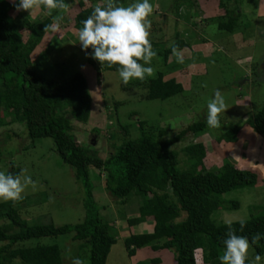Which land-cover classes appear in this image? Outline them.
Instances as JSON below:
<instances>
[{"label": "rangeland", "instance_id": "374dc122", "mask_svg": "<svg viewBox=\"0 0 264 264\" xmlns=\"http://www.w3.org/2000/svg\"><path fill=\"white\" fill-rule=\"evenodd\" d=\"M177 1L149 0L153 5V13L148 18L151 20V43L162 44L167 48L180 39L187 44L181 49L183 63L177 62L176 69H172L173 63L177 61L172 53L165 66L157 57L151 65H146L153 67L155 72L162 71L164 79L172 77L182 86L181 93L163 101L147 100L140 80L133 79L127 85L123 84L118 72L103 70L99 62L91 58V49H81L77 31L73 28L77 12L74 3L68 4L69 8L65 11L55 10L50 14L44 9L35 10L31 15L20 11L16 18L18 21L24 18L28 22L48 18L52 23V17L62 16L59 31L48 30L29 58L32 70L44 79L62 83L75 72L85 78L91 99L87 122L70 121L71 133L77 144L88 147L104 159L112 153V143L119 144L123 137L133 139L137 136L138 121H145L144 128L150 132L165 131L164 139L173 137L195 122H203L207 126V102L215 90H219L226 104L225 112L220 115L221 127L207 126L200 134L186 133L182 140L171 146L170 149L177 154L178 167H184L182 148L200 143L205 151L202 163L206 170L217 172L229 163L235 169H250L264 178V147L258 143V139H253L256 137L253 134L262 138L264 135L254 132L249 126V122L264 106V0L223 1L226 8L230 10L236 7L239 14L232 33L217 30V23L224 22L226 18L215 0H192L189 6L183 4L175 11ZM134 2L137 0H125L121 5L128 6ZM20 25L21 40L27 44V32L23 24ZM120 125L128 126L126 136H123ZM234 125L238 130L241 127L245 130L242 135L238 134L236 142L217 140ZM93 128L98 129V132H92ZM249 135L252 139H248ZM13 168H17L18 173L26 169V174L38 182L35 190L31 186L26 189L23 201L12 202L28 226L75 225L82 221L83 194L75 183L72 169L60 161L50 138L29 140L25 136L23 124L19 122L0 126V171L13 173ZM90 174L92 197L99 207V215L109 221L116 237L105 264H154L151 260L155 254L143 250L146 247L132 257L127 256L123 246L122 235L126 232H122V229H131L133 234L142 232L138 225L128 228L125 223L126 218L137 217L140 198H134L132 202L135 203L130 199L120 203L104 190L105 177L101 171L91 169ZM221 199L224 202L236 201L238 208L214 211L211 218L216 223L264 216V179L254 187L225 193ZM183 217L182 214L177 220ZM79 244L78 241H72L70 235H63L31 239L13 247L56 245L61 264H71V258L65 255L69 249L71 257H80L88 264L87 248H78ZM195 255L196 261L200 262V252L196 251ZM254 257L250 248L248 264H252ZM156 259L159 261L157 264H175L173 253L169 250H164L163 255H157ZM261 264H264V260Z\"/></svg>", "mask_w": 264, "mask_h": 264}, {"label": "trees", "instance_id": "16d2710c", "mask_svg": "<svg viewBox=\"0 0 264 264\" xmlns=\"http://www.w3.org/2000/svg\"><path fill=\"white\" fill-rule=\"evenodd\" d=\"M191 1L178 0L174 5L175 11L183 4L189 6ZM223 1L229 0H215L226 18L224 22L217 23V30L232 33L239 14L236 7L229 10ZM15 2L18 0H0V126L19 122L23 124L29 140L51 139L60 161L72 169L75 183L82 190L84 216L75 225L28 226L12 202H0V264H10L17 257L22 264H61L56 245L13 246L31 239L63 235H70L72 241L80 242L78 248H87L88 264H105L116 239L109 221L99 215V207L93 200L91 169L104 174V190L118 202L125 203L129 197L140 198L138 215L125 219L127 227L146 220L153 222L151 232L129 234L123 239L127 256H132L137 249L148 247L152 251H171L175 264H197L195 252L200 251L203 264H220L219 257L224 251L223 241L229 223H216L211 215L218 209H237L236 201L224 202L221 196L236 189L254 187L261 181L259 174L250 169H235L229 163L217 172L206 170L202 163L205 151L200 143L182 148L184 167H178L177 154L170 147L182 140L186 133L200 134L205 131L207 126L203 122L192 123L173 137L164 139L165 131L150 132L144 128L145 121H138L137 136L133 139L123 137L119 144L112 143L113 151L104 159L88 147L77 144L71 133L70 121L87 122L91 99L86 80L82 74L75 72L66 82L59 83L44 79L32 70L29 55L44 37L47 32L45 26L51 21L48 18L34 22L24 18L18 21ZM65 2L76 5L73 23L76 31L82 27L81 21L96 6L104 3L102 0ZM99 2L102 4L95 5ZM114 2L121 5L125 0ZM20 24L27 32V44L21 40ZM175 43L180 50L187 46L180 39ZM151 44L157 52L156 57L165 66L172 53L171 48ZM91 65L95 67L92 62ZM177 65L175 61L172 69H176ZM101 67L117 72V66ZM164 77L163 72L158 70L153 77L139 81L147 100L163 101L182 92L179 82L172 77ZM114 107L116 109V103ZM5 118H8L7 121ZM249 124L254 132L264 135V106ZM235 126L225 130L217 140L233 142L238 132ZM120 129L123 136L128 134L127 125H120ZM92 132L97 133L98 129L93 128ZM13 169L12 174H17L18 169ZM182 214L184 217L177 220ZM244 221L243 231H240V221L230 222L237 235L246 236L249 241L255 233L264 236V216L255 215ZM251 249L255 255L263 256L264 239L258 245H252ZM151 261L154 264L159 262L157 259Z\"/></svg>", "mask_w": 264, "mask_h": 264}, {"label": "clouds", "instance_id": "9594fccd", "mask_svg": "<svg viewBox=\"0 0 264 264\" xmlns=\"http://www.w3.org/2000/svg\"><path fill=\"white\" fill-rule=\"evenodd\" d=\"M69 5L65 0H18L15 2L17 12L24 11L30 15L35 10L65 11ZM153 5L149 0H137L128 6L119 5L114 0L96 6L91 14L81 21L82 27L78 29V41L83 51L91 49V58L99 62L101 66L108 68L117 66V72L123 84L127 85L131 80L143 81L155 75V69L151 66L152 60L157 56L149 39ZM62 16L52 17V23L45 26V31L57 32L60 29ZM172 55L178 63H183L181 50L175 42H172ZM142 61V63H141ZM226 110L223 94L215 90L213 97L207 102L206 124L209 128H220V115ZM22 169L17 174L0 171V200L5 202H19L23 200L26 189L31 186L37 188L36 181ZM51 199V198H50ZM245 221L239 222L240 231L245 227ZM226 233L223 254L219 257L220 264H246L248 252L252 245H258L264 239L261 233L253 234L251 241L248 237L237 235L236 230L229 223ZM66 256L71 258V264H86L80 257H71V250H67ZM264 257L257 254L252 264H261ZM13 264H22L17 257Z\"/></svg>", "mask_w": 264, "mask_h": 264}, {"label": "crops", "instance_id": "0c3cea01", "mask_svg": "<svg viewBox=\"0 0 264 264\" xmlns=\"http://www.w3.org/2000/svg\"><path fill=\"white\" fill-rule=\"evenodd\" d=\"M245 128V127H244ZM250 129V128H249ZM252 133H253V131L252 130H250ZM242 132H245V130L241 127V129H239L238 130V132H237V136H236V139L233 141V142H228V143H234V142H236V140L238 139L237 137H238V134H243ZM247 134H248V132H247ZM250 134V133H249ZM253 135H255L256 137H253V139H258L259 140V142L258 143H260V145H262L263 147H264V138H262V137H259V135H257V134H253ZM248 137V139H252V137H251V135H249V136H247ZM250 137V138H249ZM256 142V141H255ZM246 151L247 150H245V153H246ZM240 152H241V150H240ZM259 176H260V178H261V181H262V179H264L263 177H262V175L261 174H259ZM260 183V182H259ZM257 185H259V184H257ZM134 198H136V197H129V199H130V201L132 202V200L134 199ZM132 203H135L134 201L132 202ZM134 217V216H133ZM129 218H131V217H129ZM127 219V218H126ZM150 224H152V226H153V222L151 221V220H146V221H144V222H141V223H139V224H137V225H135V226H137V227H139V229L142 231V232H139V233H137V234H140V233H148V232H151V230H152V227H151V225ZM133 227V226H132ZM129 228V227H128ZM126 232V233H124V235H125V237H127L129 234H133L132 233V230L130 229V230H126L125 228L124 229H122V232ZM131 231V232H130ZM121 232V233H122ZM135 233V232H134ZM124 235H122L123 237H122V239H124L125 237H124ZM115 237V236H114ZM115 239H116V237H115ZM140 249H143V248H140ZM140 249H137V250H135V252H134V254L132 255V257H134L135 256V254L138 252V251H141ZM143 250H148V252H151V253H153V254H155V256L154 257H152V259H156L157 258V255H159V254H161V255H163V252H164V250H157V251H152L151 249H149L148 247H146V248H144ZM200 252V251H199ZM132 257H131V259H132ZM195 260H196V255H195ZM200 260H201V256H200ZM157 264V263H156ZM197 264H203L201 261L200 262H197Z\"/></svg>", "mask_w": 264, "mask_h": 264}]
</instances>
